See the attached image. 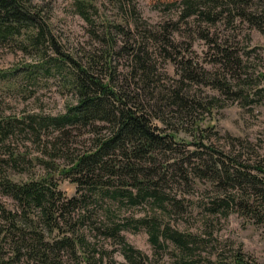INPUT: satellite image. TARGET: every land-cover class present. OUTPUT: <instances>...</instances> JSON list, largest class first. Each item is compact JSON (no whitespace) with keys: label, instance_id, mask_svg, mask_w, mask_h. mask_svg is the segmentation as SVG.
Listing matches in <instances>:
<instances>
[{"label":"trees","instance_id":"16d2710c","mask_svg":"<svg viewBox=\"0 0 264 264\" xmlns=\"http://www.w3.org/2000/svg\"><path fill=\"white\" fill-rule=\"evenodd\" d=\"M33 1L0 0V45L17 46L24 52L37 55V64L25 68L27 79L33 81L41 76L49 78L59 74L76 100L56 115L17 117L0 112V147L6 146L19 130L34 134L41 145L48 147L43 138L57 130L58 135L51 141L53 149L49 152L68 160L59 171L71 177L77 190L72 196L66 195L52 174L40 179L16 180L3 171L5 159L0 158V264H108L105 253L100 257L89 253L85 248L86 234H78L80 224L92 223L93 206H105L107 202L114 204L113 201L122 196L123 202L129 204L154 199L160 205L169 200L180 207L181 200L190 193L188 188L194 187L195 181L204 179L225 192L219 201L210 205V210L217 212L222 208L228 215L233 209L264 223V167L262 164L253 167L243 152L230 155L231 152L216 151L199 140L195 143L197 149L181 160L170 161V156L162 160V154L177 146L173 141L177 130L165 117L166 108L184 119L191 115L195 118L198 106L209 107L201 101H192L184 92L185 80H200L191 61L187 60L178 61L186 73L180 84L172 88L174 101H156V88H152L156 67L151 56L155 53L165 59H177L180 45L176 31L180 28V21H170L163 25V29L147 30L146 34L141 33V38L134 37L132 44H122V39H117L109 28L116 26L130 40L131 27L117 24L106 25L103 29L104 25L99 26L97 17L94 18V5L87 0H76V11L91 25L90 32L96 42L107 44L102 53L98 54L96 47L85 55L84 49L64 48V43L50 29L48 15ZM180 1L178 7L182 5L181 13L185 18L195 15L215 24L228 18L227 12L232 19L239 15L257 25L260 22L251 10V0ZM168 2L174 5L177 0ZM205 37H209L208 32ZM115 54H126L130 59L124 77L127 79L131 73L136 79V87L121 83ZM215 59L236 77L241 74L243 64L233 49L217 43ZM211 79L206 82L213 87L225 93H237L229 83L220 79L213 83ZM156 83L160 85L159 80ZM140 84L144 97L140 94ZM76 130H88L91 134L87 139L89 146L85 149L73 147L70 137ZM193 130H200L199 125L193 126ZM217 152H220L219 156ZM19 158L18 154H11L7 162L17 163ZM42 162L50 164V161ZM179 179L185 181L180 188L184 196L176 200L170 197L168 188L181 184ZM4 195L15 201V207L7 206L2 198ZM105 210L113 212L110 206ZM74 211H77L76 219ZM147 218L138 219L134 226L148 228L155 247H161L162 238L187 250H194L192 244L203 243L198 234L162 226L155 217ZM128 224L114 223L103 234L123 240L126 259L132 264H143L136 257L141 256V252L127 243L122 233ZM183 256L175 264H200L193 256ZM112 258L108 256L109 264ZM227 264L245 262L237 253Z\"/></svg>","mask_w":264,"mask_h":264},{"label":"rangeland","instance_id":"374dc122","mask_svg":"<svg viewBox=\"0 0 264 264\" xmlns=\"http://www.w3.org/2000/svg\"><path fill=\"white\" fill-rule=\"evenodd\" d=\"M75 1L34 0L33 3L48 15L50 29L64 43L66 50L84 49L87 55L97 47L100 54L106 50L107 44L96 42L90 32L91 25L77 13ZM168 1L170 0H87L94 5V18L97 17L99 26L104 25L103 29L106 25L117 24L132 28L130 40L116 26L109 28L117 39H122V44H132L134 37L141 38V33H147V30L163 29V25L170 21H180V28L176 31L180 45L177 59H165L155 53L151 56L156 67L155 76L153 75L155 82L152 84L158 95L156 101H174L172 88L180 84L186 73L178 61L187 60L191 61V67L200 80H185L184 92L192 101L209 105V110L198 106L195 118L191 115L182 119L176 117L173 110L170 112L166 108L164 115L174 123L177 130L173 140L177 146L173 151L162 154V160L168 156L172 157L170 161L181 160L197 149V141L203 140V143L214 147L216 151L225 150L231 152L230 155L241 151L253 167H258L259 164L264 167V0H251V10L260 21L258 25L239 15L232 19L227 12L225 15L229 19L222 18L215 24L195 15L185 18L181 13L182 5L178 7L181 1L177 0L174 5H170ZM204 31L209 33L208 38ZM217 43L233 49L240 56L243 67L239 76L236 77L215 59ZM37 58L34 53L24 52L17 46L0 45V112L5 116L56 115L76 100L59 74L49 78L41 76L33 81L27 79L25 68L37 64ZM115 58V64L119 65L121 83H130L131 87H136V79H133L131 73L127 79L124 77L131 63L128 56L115 54ZM209 78H213V83L219 79L229 83L237 93H225L213 87L206 82ZM157 80L160 81L159 86ZM139 88L144 97L141 84ZM163 96L165 98L160 100ZM197 125L200 130L192 131L193 126L195 128ZM85 131L76 130L70 137L76 149L82 150L89 146L87 139L91 134L88 130ZM27 132L19 130L6 146L0 147V158L5 159L3 171L16 180L40 179L52 174L66 195L75 194L77 184L69 175L59 171L67 165L68 160L49 152L53 149L51 141L55 140L54 136L58 135V131L52 130V134L43 138L48 147L41 145L34 134ZM219 153L216 154L219 156ZM11 154L20 156L17 163L7 162ZM42 160L50 161V164ZM254 171L261 175L259 170ZM179 181L181 184L168 188L170 197L176 200H181L184 196L180 188H183L185 181ZM194 183L196 185L188 188L190 193L181 200L180 207L169 200L160 205L154 199L129 204L123 202L125 200L122 196L113 201L114 204L107 202L105 206H93L92 223L78 226V234H86V250L91 254L96 253L97 257L105 253L108 264L109 255L113 257L111 264H132L124 256V241L103 234L108 226L124 222L130 224L122 233L127 243L141 252V256L138 254L136 257L143 264H175L183 255L193 256L200 264H227L237 253L243 256L245 264H264V223L233 209L228 215L222 208L217 212L210 210V205L225 194L224 190L212 186L206 179ZM229 189L233 191L231 187ZM2 198L8 207H15L16 203L12 198L6 195ZM107 206L113 212H107ZM73 215L76 219L77 211ZM145 217H155L162 226L198 234L203 243L192 244L194 250H187L170 239L162 238L161 247H155L149 229L134 226L138 219Z\"/></svg>","mask_w":264,"mask_h":264},{"label":"bare ground","instance_id":"6f19581e","mask_svg":"<svg viewBox=\"0 0 264 264\" xmlns=\"http://www.w3.org/2000/svg\"><path fill=\"white\" fill-rule=\"evenodd\" d=\"M171 11V10H170ZM82 243V242H81Z\"/></svg>","mask_w":264,"mask_h":264}]
</instances>
